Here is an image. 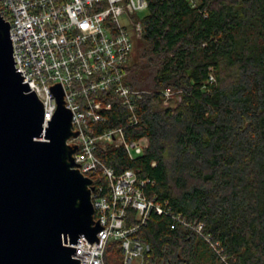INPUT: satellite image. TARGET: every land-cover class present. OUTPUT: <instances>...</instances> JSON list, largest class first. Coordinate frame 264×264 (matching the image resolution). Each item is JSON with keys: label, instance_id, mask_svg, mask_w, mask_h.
<instances>
[{"label": "trees", "instance_id": "16d2710c", "mask_svg": "<svg viewBox=\"0 0 264 264\" xmlns=\"http://www.w3.org/2000/svg\"><path fill=\"white\" fill-rule=\"evenodd\" d=\"M147 3L126 78L143 92L138 124L116 99L95 128L125 127L149 145L134 159L113 145L97 155L168 202L172 214L152 212L137 233L148 264H264V0ZM166 89L180 101L165 106ZM120 245L109 244L107 264H123Z\"/></svg>", "mask_w": 264, "mask_h": 264}, {"label": "built area", "instance_id": "2783aa9c", "mask_svg": "<svg viewBox=\"0 0 264 264\" xmlns=\"http://www.w3.org/2000/svg\"><path fill=\"white\" fill-rule=\"evenodd\" d=\"M147 7V0H0V16L10 25L15 67L43 103L44 127L57 110L53 86H62L65 107L73 112L72 130L78 135L67 144L78 145L73 157L93 182L94 217L103 226L95 244L83 236L75 245L79 264H107L105 254L114 241L121 243L123 264H148L151 246L137 233L152 212L172 214L168 202L143 192L148 180H140L133 170L117 174L97 155L113 145L134 159L149 145L146 137L129 142L125 127L99 134L95 128L108 120L116 99L130 113L128 125L138 124L136 107L143 92L127 85L126 78L135 40L143 35L139 13ZM163 95L165 100L175 97L171 89ZM175 220L189 227L182 216Z\"/></svg>", "mask_w": 264, "mask_h": 264}, {"label": "water", "instance_id": "95a60500", "mask_svg": "<svg viewBox=\"0 0 264 264\" xmlns=\"http://www.w3.org/2000/svg\"><path fill=\"white\" fill-rule=\"evenodd\" d=\"M15 67L10 25L0 16V264H79L81 237L96 243L91 179L73 157V112L61 85L44 127V107ZM76 165L78 168L76 169Z\"/></svg>", "mask_w": 264, "mask_h": 264}, {"label": "rangeland", "instance_id": "374dc122", "mask_svg": "<svg viewBox=\"0 0 264 264\" xmlns=\"http://www.w3.org/2000/svg\"><path fill=\"white\" fill-rule=\"evenodd\" d=\"M146 15V11H143V12H141V13H139V16L142 18V17H144ZM124 23L126 22L124 19L122 20ZM139 45H140V41H138L137 43H136V48H135V51H134V54H133V57L135 56V54H136V50H137V48L139 47ZM138 51V50H137ZM176 94V93H175ZM180 96L179 95H177V96H175V98L173 99V100H165L164 101V105L165 106H173L176 102H178V101H180Z\"/></svg>", "mask_w": 264, "mask_h": 264}]
</instances>
